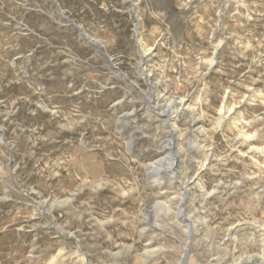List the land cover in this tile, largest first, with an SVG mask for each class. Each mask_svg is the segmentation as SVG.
Returning a JSON list of instances; mask_svg holds the SVG:
<instances>
[{
  "label": "rangeland",
  "instance_id": "rangeland-1",
  "mask_svg": "<svg viewBox=\"0 0 264 264\" xmlns=\"http://www.w3.org/2000/svg\"><path fill=\"white\" fill-rule=\"evenodd\" d=\"M241 259L264 264V0H0V264Z\"/></svg>",
  "mask_w": 264,
  "mask_h": 264
},
{
  "label": "bare ground",
  "instance_id": "bare-ground-1",
  "mask_svg": "<svg viewBox=\"0 0 264 264\" xmlns=\"http://www.w3.org/2000/svg\"><path fill=\"white\" fill-rule=\"evenodd\" d=\"M138 8V7H137ZM133 9H135V7H134V5H133ZM187 10V9H186ZM61 14V13H60ZM68 21V20H67ZM137 24L139 25V18H137ZM75 26V28L77 29V31L79 32V36L81 37V38H84V39H87V41L89 42V43H91L92 45H94L95 44V41H92V39L89 37V36H87L88 34H86L85 33V31L83 30V28H82V26L81 25H77V24H74ZM96 46V45H95ZM97 47V46H96ZM99 48V47H98ZM102 53V52H101ZM104 55V54H103ZM145 56H146V53L142 50V52H141V60H142V67H141V69L143 70V63H144V61H145ZM176 99H174V101H175ZM180 104H182L183 102H182V100L181 99H178L177 100ZM183 105V104H182ZM165 112V111H164ZM177 112V111H176ZM165 115L167 116V119L168 120H172L176 115L175 114H169V113H166L165 112ZM195 119V123H196V121H198L197 119L198 118H194ZM167 120V121H168ZM175 128V127H174ZM162 159V158H161ZM160 161L161 160H159L158 161V163L160 164ZM172 167V166H171ZM194 180V179H193ZM182 184V183H181ZM186 187V186H185ZM185 189V188H184ZM180 214H182L181 212H179ZM241 262H249V261H246V260H243V259H241V260H239L238 262H236L235 264H238V263H241ZM256 263V262H255ZM260 264H263V263H261V262H259ZM180 264H184L182 261H181V263Z\"/></svg>",
  "mask_w": 264,
  "mask_h": 264
},
{
  "label": "water",
  "instance_id": "water-1",
  "mask_svg": "<svg viewBox=\"0 0 264 264\" xmlns=\"http://www.w3.org/2000/svg\"><path fill=\"white\" fill-rule=\"evenodd\" d=\"M238 264H260V263H255V262L250 261V262H241V263H238Z\"/></svg>",
  "mask_w": 264,
  "mask_h": 264
}]
</instances>
